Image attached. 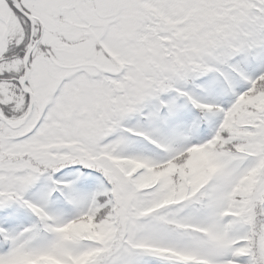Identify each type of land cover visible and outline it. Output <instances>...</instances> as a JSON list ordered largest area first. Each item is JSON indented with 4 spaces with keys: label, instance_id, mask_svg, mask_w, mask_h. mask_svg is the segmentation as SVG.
Returning <instances> with one entry per match:
<instances>
[{
    "label": "snow or ice",
    "instance_id": "1",
    "mask_svg": "<svg viewBox=\"0 0 264 264\" xmlns=\"http://www.w3.org/2000/svg\"><path fill=\"white\" fill-rule=\"evenodd\" d=\"M0 264H264V0H0Z\"/></svg>",
    "mask_w": 264,
    "mask_h": 264
}]
</instances>
